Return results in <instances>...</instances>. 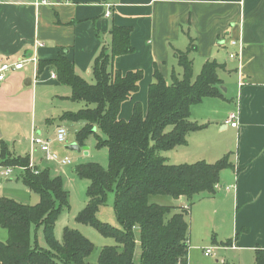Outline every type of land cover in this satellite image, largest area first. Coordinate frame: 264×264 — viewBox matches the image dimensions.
Listing matches in <instances>:
<instances>
[{"label": "crops", "instance_id": "obj_1", "mask_svg": "<svg viewBox=\"0 0 264 264\" xmlns=\"http://www.w3.org/2000/svg\"><path fill=\"white\" fill-rule=\"evenodd\" d=\"M45 1L0 0V59L13 62L35 52L41 61L56 58L63 50L74 71L93 82L92 63L102 47L109 48L111 26L129 27L133 50L115 56L112 65L122 73L141 70L143 77L138 89L120 104L118 118L123 120L130 118L135 103L146 112L154 68L168 83L173 73L181 77L174 53L187 48L190 36L196 45L190 54L194 77L206 60L218 62L226 54L217 69L222 98L205 97L190 108V119L205 127L189 133L186 144L161 155L166 162L179 164L211 163L228 154L234 165L220 172L216 195L200 193L196 194L203 195L200 198L173 200L172 205L188 204V264L191 249L201 251L211 245L235 251L264 249V0ZM239 38L244 47L237 60L229 57L236 48L228 41ZM35 40L43 45L34 49ZM51 72L55 71L49 66L35 72L28 62L0 82V146L17 136L27 139V131L22 130L33 107V85L60 90L53 96L68 100L70 90L64 87L69 86L51 78ZM230 112L237 113L235 127L225 122ZM47 122H54V131L60 126L56 118L49 117ZM73 123L75 132L83 125ZM30 127L35 131L33 124ZM222 209L231 219L226 244L217 239L216 225L211 224L219 220ZM6 238L7 232L1 241Z\"/></svg>", "mask_w": 264, "mask_h": 264}, {"label": "trees", "instance_id": "obj_2", "mask_svg": "<svg viewBox=\"0 0 264 264\" xmlns=\"http://www.w3.org/2000/svg\"><path fill=\"white\" fill-rule=\"evenodd\" d=\"M130 33L129 27L111 26L109 48L102 47L92 63L93 82L74 71L73 62L63 50L56 58L39 61L38 72L49 66L57 81L70 87L68 99L84 102L83 107L59 116L83 123L75 132L77 144L84 145L94 135L96 146L106 147L108 152L106 168L87 162L74 169L78 177L89 181L86 204L77 213V222L115 241L100 249L97 263L134 264L137 230L139 264H188V211L151 202L150 197L165 195L176 200L180 196L191 199L200 193L213 194L220 172L234 167L228 154L211 163L198 160L179 164L168 163L161 155L186 144L189 133L205 127L190 119V108L205 97L222 98L217 74L220 64L208 59L194 77L190 54L196 45L190 36L187 48L174 53L181 77L173 73L168 83L154 68L146 112L135 103L130 118L120 119V104L138 89L143 77L141 70L122 73L112 65L115 56L132 52ZM0 163L22 166L21 181L38 195L34 204L0 197V226L7 232L6 240H0V264H94L88 261L94 245L77 229L65 226L61 241L54 235L55 221L68 207L61 178L50 176L46 167L32 169L28 156L10 153L4 143L0 146ZM110 191L114 192V213L120 227L99 220L96 214ZM37 227L42 229L46 247L39 246L32 236ZM254 264H264L263 248H255Z\"/></svg>", "mask_w": 264, "mask_h": 264}, {"label": "rangeland", "instance_id": "obj_3", "mask_svg": "<svg viewBox=\"0 0 264 264\" xmlns=\"http://www.w3.org/2000/svg\"><path fill=\"white\" fill-rule=\"evenodd\" d=\"M221 60H218L220 64H223L222 56ZM34 92L33 99V107H30L29 115L25 118L27 119V125L23 128L27 131V139L26 140H18L14 137L9 143H7L8 149L16 155L29 156V167L32 169L40 170L43 169V166H49L50 176H59L63 182L64 189L68 193V207H64L55 221L54 226V235L58 241L62 239V232L65 226L77 229L82 235H84L87 239H89L93 245L94 250L88 258V261L94 264H98V254L100 249L106 245H113L115 241L111 237H105L100 234L94 227L86 224H82L77 222L76 215L77 213L83 209L86 204V188L89 184L87 179L80 178L76 175L74 169L75 166L87 162H96L100 164L102 167L106 168L108 165V152L106 147H97L96 146V138L94 135H90L84 142V145L80 146V150H69L66 149V145L71 143H77L75 139V128L72 126L74 123L72 121H63L57 117L58 114L66 110L75 111L81 107H83L84 102L82 101H72L70 99H57L53 95H59L54 93L60 90H51L47 86H32ZM51 89L58 88L57 86H50ZM66 90H70V87H64ZM54 93V94H53ZM52 117L56 118L58 124L64 126L67 129V136L64 143L55 144V131H54V122H47V118ZM81 122V121H79ZM33 124L35 128V135L43 138L49 139L51 149L55 150L61 156H67L71 159V163L69 165H65L63 167L58 166L54 162H50L45 160L44 154L39 150L38 146H32L30 137L32 132L29 128L30 125ZM35 125V126H34ZM59 126V125H58ZM32 130V129H31ZM37 130L40 131L37 134ZM98 134H101L99 130H96ZM55 144V145H54ZM30 161L31 164L30 165ZM1 168H10L12 173L10 177L6 179H2L0 182V197L11 198L16 201H20L26 204H34L37 202L38 195L31 191L20 179V174L23 173L22 166H4L0 163V172ZM219 184L216 185L215 192L213 194L204 193L203 195L214 196L218 192ZM203 195H193L190 200L194 198H200ZM151 202H156L159 204L172 205L173 199L169 196L165 195H154L150 197ZM191 202V201H190ZM114 192L110 191L107 194V199L105 204L99 207L97 211V217L99 220L112 224L116 227H120L115 213H114ZM177 208H183L184 210L188 209V204L183 205H174ZM179 209H177L178 211ZM189 212L185 215L186 219L189 218ZM189 223V219L187 220ZM191 222V217H190ZM211 223V222H210ZM231 219L228 215V211L225 209L221 210V214L219 220L214 219L211 224L216 225V232H218L217 239L224 241L225 234L230 226ZM188 224V228H189ZM197 227L198 226H194ZM215 227V226H213ZM193 229V228H192ZM204 230V229H203ZM208 231V230H207ZM197 233L202 236L201 232H199V227ZM208 233V232H207ZM211 233V232H210ZM0 240L5 239L6 230L0 226ZM36 243L41 247H46V243L43 237L41 227H37L36 230L32 234ZM135 250H134V264H139L140 262V242H139V233L135 231ZM224 244L225 241H224ZM217 244L216 246H206L199 250H192V257L189 258V264H254V252L247 250L235 251L230 248L221 247L219 248ZM212 247V251L215 253L214 256H205L203 254L205 248Z\"/></svg>", "mask_w": 264, "mask_h": 264}, {"label": "built area", "instance_id": "obj_4", "mask_svg": "<svg viewBox=\"0 0 264 264\" xmlns=\"http://www.w3.org/2000/svg\"><path fill=\"white\" fill-rule=\"evenodd\" d=\"M42 3H46V1L42 0ZM109 14H110L109 11L106 12V15H109ZM228 42L236 48L235 51L229 53V57L239 60L241 50L244 47V43H243L242 38L230 39ZM33 45H34V49H35L39 46H42L43 43L40 42L39 40H35ZM28 62L33 64L35 72H38V62L39 61L37 59L35 52H33L29 57L18 60V61L9 62V61H5L3 59H0V82H2L6 78V75L9 72L22 69L24 67V65ZM50 77L56 79V73L51 72ZM35 80L36 79L34 78V82H36ZM241 83H242V81L239 79V84H241ZM236 120H237V113L236 112H230L228 114L225 122L229 123L230 126L235 127L236 126ZM66 136H67V129L62 125L57 126V128L55 130V141L58 143H64L66 140ZM30 142H31V148H32V146H38L39 150L44 154L45 160L50 161V162H54L60 167H63L65 165H69L71 163V159H69L67 156H65V155L61 156L55 150L51 149L49 139H43V138L36 136L34 133V130L32 131V134L30 137ZM30 165H32L31 161H30ZM1 169H2V171L0 172V176L2 178H7L12 173V170L10 168H1ZM226 189H228V187H226ZM203 254L205 256H214L215 255V253L212 251V247L205 248Z\"/></svg>", "mask_w": 264, "mask_h": 264}, {"label": "water", "instance_id": "obj_5", "mask_svg": "<svg viewBox=\"0 0 264 264\" xmlns=\"http://www.w3.org/2000/svg\"><path fill=\"white\" fill-rule=\"evenodd\" d=\"M224 90V88H222ZM69 150H80V146L77 143H71L65 146Z\"/></svg>", "mask_w": 264, "mask_h": 264}]
</instances>
